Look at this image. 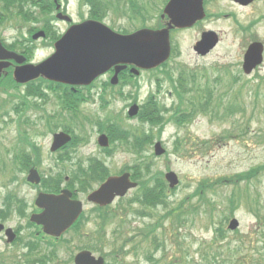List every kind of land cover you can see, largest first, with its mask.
I'll return each mask as SVG.
<instances>
[{"label": "rangeland", "instance_id": "1", "mask_svg": "<svg viewBox=\"0 0 264 264\" xmlns=\"http://www.w3.org/2000/svg\"><path fill=\"white\" fill-rule=\"evenodd\" d=\"M71 2L76 0H70ZM159 1V0H158ZM164 1V0H163ZM159 1V3L163 2ZM261 5H257L258 10ZM75 8V7H73ZM74 11V10H73ZM247 11V10H246ZM264 10H262L263 12ZM73 14V13H72ZM73 14V20H78ZM86 16V15H85ZM84 15L83 17L86 18ZM107 25H110L107 20ZM149 24L154 25L153 21H148ZM117 25L116 29L119 31L124 28L131 29L130 24H127L124 20L114 21ZM147 24V23H146ZM24 24L17 25V21L12 17V20L6 24L0 26V39L6 44L18 42V40L24 38L25 30ZM61 27H63L61 25ZM217 28L224 32L229 30L227 25H218ZM260 33L259 28H256ZM202 31V26H198L193 31L184 32L178 34L177 46L174 52V58L169 62L168 69L174 75L177 70H197L205 71L207 76L212 79L213 77H220L221 85L214 90L215 95H220L221 105L217 113H214L212 109L204 110V112L197 111L191 120H185L181 124H176L174 120L170 121L169 117L172 113L170 109L176 107L178 102L174 96L173 88L167 78H163L161 75L156 77V74H143L141 78H137L138 88H127L124 86V93L126 96H111L109 103L101 107V102L95 99L89 102L85 107H81L83 113L90 116H97L100 120H104L109 115L122 123V127L129 130L133 134H139L141 131V125L137 119L129 120L127 118V110L133 103L139 106L146 102L149 95H156V102L159 108L157 113L158 122L156 128L149 126L146 122L142 127L144 130L153 133L154 142L160 141L165 154L161 157H154L153 146L146 147V153L135 157L134 155L126 152L129 147L125 144L117 142L111 147L110 154L103 153L99 150L96 139L98 137V131L100 126L86 125L85 131L75 132L81 136V140L86 142L79 144L77 148L72 150L71 156L75 159H85L90 156H94L102 161L107 167L110 173H120L125 169H133L144 176L148 174L145 168L146 164L153 166L152 174H156V179L164 175L168 171H172L177 175L179 184L173 190H166L167 195L162 199H165L164 206H160L153 210L149 207H138V204H130L131 199L134 198V191L130 192L128 196L122 200L116 201V203L110 208L114 219L108 223L105 244L102 243L100 248L95 249L97 252L105 254L108 260L119 259L121 260L127 253L121 250L125 248V237L123 238L124 229L125 235L130 236L132 233H127L131 228L127 227V223L131 225L138 232L143 234L144 230L148 226L154 225L156 221V213L161 215L166 212L170 207L181 206L182 210L189 211V206L199 205V200L193 198L195 195V189L200 186H207L216 183L221 178H228L233 180L237 174L247 172L251 168L264 163V64L261 69H258L251 77H246L241 72L240 66L237 65L236 60H240L238 54L240 52L236 44L228 45L224 41L205 58L197 57L192 50L195 42L199 39ZM261 32L264 33V25L261 26ZM238 51V52H237ZM52 50L49 47L42 48L38 44V49L32 52L31 59L34 63L40 62L47 58L51 54ZM239 65V64H238ZM231 66V67H230ZM172 69V70H170ZM237 75L239 80L232 82L233 77ZM160 78L159 83L154 79ZM230 82L232 85H230ZM100 83L96 86L99 87ZM97 92L93 91L92 93ZM6 98L3 93H0V101ZM236 107V108H233ZM48 112L56 110L55 105L48 104L46 106ZM190 111V110H189ZM81 112V111H80ZM147 113V112H144ZM31 115L39 116L38 112L31 111ZM185 114V112H183ZM6 118L7 125L1 126L0 131V155L5 156L6 150H11L14 146V141L17 135L16 123L9 124V119ZM13 119L15 117L12 116ZM63 123L71 121L69 115L62 116ZM120 123V124H121ZM74 128V127H73ZM138 130V133H137ZM39 133V132H38ZM44 134V133H43ZM38 144H41L43 162L40 172L46 171L50 167L55 171L59 169H69L71 164L57 165L54 163L53 158L49 156V147L51 144L50 135H40L35 138ZM153 142V143H154ZM207 142V146H206ZM136 147H139L138 145ZM144 157L142 159L141 157ZM135 157V158H134ZM2 161V160H0ZM4 161V160H3ZM16 174L17 182H13L7 189V184L0 176V203L5 197L7 190L16 191V195L21 198H26V201L32 200L36 197V193L40 192L39 189H31L26 186L21 180L23 175L20 172H14ZM1 175V174H0ZM25 176V175H24ZM152 184V183H151ZM226 184V185H225ZM224 185H215L210 187V191L205 193V197L213 202V206H216V210L212 213L213 223L210 221L209 214H204L203 209L208 208L204 202L199 206L201 214H193L191 221L187 220V217L192 214L183 212L179 222L183 224L178 226L177 229H172L169 225L168 219L163 220L160 225L162 231H158L155 234L150 233L147 236V241L136 240L132 241L134 245L131 249L133 251L138 250L137 263L138 264H155L156 260H159L158 264H206L208 261L202 259L200 250L203 244L211 242L212 238L216 236L219 238H226L221 243L226 244V248L234 249L240 246L238 254L235 257H240L244 264H264V260L256 261L261 258L264 249H261L264 241L260 237L264 236V220L257 221L256 212H252L249 205L245 201H241L239 204L233 207V217L239 221L240 227L235 232L227 231L226 220L231 213L227 199L231 193L237 192V186L226 182ZM244 186L240 184L238 187ZM257 190L252 189L251 195L261 194L258 198L261 201V205H264V181L258 182L256 185ZM208 189V188H206ZM205 189V190H206ZM258 192V193H256ZM87 193L81 194L79 200L84 204V216L80 225L81 231L88 234L86 239L77 237L75 240L69 241L68 236L65 239L64 246L61 245L60 264H66L72 253L79 248L86 247L84 242L88 240V237L92 238L93 232L96 230L94 221V212L91 205L86 202ZM206 197V198H207ZM253 199V198H252ZM137 209V211H136ZM260 216L264 217V208L260 211ZM175 217V215L173 216ZM189 219V218H188ZM12 225L16 223V226L25 230L23 234H31L32 230L24 228L25 220H18V218L12 219ZM179 222L177 221L178 225ZM175 225V223L173 224ZM216 229V235L214 234ZM90 234V235H89ZM158 237V242H163V249L159 248V243H156V249H151L150 243L153 238ZM241 240L240 242L234 241V239ZM139 239V238H138ZM257 241H259L257 243ZM95 239L93 243L95 244ZM243 243V244H242ZM224 246V245H222ZM16 249L20 247V244H16ZM43 247V246H42ZM4 248L3 243L0 242V250ZM45 248V247H43ZM159 248V249H158ZM130 250V251H131ZM158 250V251H157ZM22 253V252H21ZM234 252L231 251L233 257ZM131 258V257H130ZM148 260L149 263H146ZM64 261V262H63ZM222 263V262H221Z\"/></svg>", "mask_w": 264, "mask_h": 264}, {"label": "water", "instance_id": "2", "mask_svg": "<svg viewBox=\"0 0 264 264\" xmlns=\"http://www.w3.org/2000/svg\"><path fill=\"white\" fill-rule=\"evenodd\" d=\"M243 2L244 4L249 3ZM200 0H171L165 8V13L171 19L168 27L159 31L140 30L130 35L122 36L112 32L97 22H85L70 27L67 33L55 44V53L47 60L36 65H22L26 59L5 50L0 42V77L11 66V60L18 66L15 67L13 77L16 83L25 84L29 81L42 77L46 80L71 86L89 85L94 79L105 74L111 68H115V75L111 84L117 83V74L125 69L126 65L148 70L163 64L169 57L170 45L168 30L171 25L179 28L189 27L195 19H200ZM213 35H203L202 41L197 43L194 50L204 56L216 44ZM262 49L259 44H253L245 53L243 70L249 74L261 63ZM123 65V66H120ZM132 73L138 74L136 69ZM138 107L132 106L128 115L135 116ZM70 138L61 133L53 137L51 152H54L69 142ZM101 147L108 145L105 136L98 138ZM157 143L155 154L161 155L164 151ZM28 180L37 184L39 177L35 170L30 171ZM166 180L173 188L177 178L173 173H168ZM136 185L129 182V175L125 174L118 178H109L101 187L94 191L88 201L101 207L109 205L116 196L122 197ZM69 195L50 196L40 194L36 200V206L43 209L40 215H33L31 222L43 227L44 234L59 237L78 218L82 206L79 202L69 200ZM238 226L236 220L229 224L230 229ZM12 237L9 236V241ZM75 264H103L101 258L95 260L90 253L81 252L75 257Z\"/></svg>", "mask_w": 264, "mask_h": 264}, {"label": "trees", "instance_id": "3", "mask_svg": "<svg viewBox=\"0 0 264 264\" xmlns=\"http://www.w3.org/2000/svg\"><path fill=\"white\" fill-rule=\"evenodd\" d=\"M20 6L22 5H20L16 0H0V26L12 20L13 13L15 15L20 14L21 13ZM176 75H177L176 86L172 84V88L175 97L177 98L180 105H182L181 108L183 107L184 109H186L188 106L192 107V114H193L195 113V108L206 107L208 105V101L211 99L206 100L202 103L201 101L205 99V97L203 96L204 90L201 88H196L197 86H201L199 82L202 80L203 76L202 75L199 76L198 73H194L192 71L177 72ZM169 79L172 82V78L169 77ZM10 89H17V86H15V83L13 82L11 76L9 75L7 78H5V80L0 81V93H7L9 92ZM207 93L208 95L211 96L210 92ZM50 94H53V99H54L53 102H55L57 108H59V110L52 113H48L47 110L44 109V105L47 103V101L51 100ZM190 95H193L192 97L193 100L198 101L197 103L199 104L198 106L197 105L195 106L193 102H191L190 104V101L188 100H187L188 102H186V99ZM7 97H8L7 100H2V102L0 101V111L5 110L9 105L11 107L10 110L14 111L13 113H15V115L18 117L17 122L21 123L22 125L25 124L26 126L30 125L32 127V131L34 134H36L37 132L35 126L39 122L45 124L44 128L48 130L50 133L56 130L58 127H61L60 125L56 126L58 123L57 122L58 117L60 118V116L64 114L76 115L77 112L75 113L74 109H77V106H80L81 102L83 101L81 100L83 97L82 92H71L67 87H64L59 84L49 83L43 80H37L36 82L29 84L25 89V95L21 96L20 99L21 101L16 103L15 106L12 100L14 96L12 95ZM142 109L143 112L142 114L139 115L141 119L140 121L148 122L152 126L155 125L158 122V118H157L158 109L156 105L154 106V102L151 96L148 102L142 106ZM179 110H174L173 112L176 114L179 112ZM29 111L38 112L41 115L36 116V118H34L32 115H30V117H26V113H29ZM72 117L73 118L71 120L77 122L75 124V128L69 130V126H68L67 129H65L66 125L62 126V128L64 129V131L66 130L68 133H71L74 136V139L69 144L70 148L73 149L76 147L77 142L81 140V136L79 134H76L75 130L85 131L84 130L85 124L81 120L80 122H78V120L74 118L73 115ZM190 118H193L191 114H190ZM85 119L87 123L92 125L93 122H95L94 123L95 125L100 126L99 130L108 133L111 139L110 141H112L113 144L117 142H120L122 145L125 144L127 147H129L127 151L133 155H138L139 152H137V149H141V147L143 148L148 145L149 136L146 135V132L143 131V129L140 131L139 134H133L129 130L122 129L114 125V123L112 122L105 125L101 122L94 121V119L92 118L89 119L85 117ZM34 134L32 139L31 138L25 139L23 142L25 145L26 144L29 145V148L33 150L32 153L36 155L38 154L39 156L40 153L39 147L37 146L34 140ZM130 140H132V142ZM137 145L141 147H136ZM207 145L208 144L206 142V146ZM104 153L110 154V151L104 150ZM20 154L21 157L25 160V163L24 162H23L24 164L22 163L25 166V168L30 167V164L33 166L39 164L38 159H32L31 163L28 164L27 162L28 158L26 156L27 153L25 152V149L21 148ZM141 158L143 159V157ZM92 165L93 166L91 167V169L88 170V172H82V175L86 176L87 178L95 177L94 180L96 179H100L99 181L104 180V178L108 174L107 167L104 165V163L97 160L96 162L92 163ZM149 167L151 166L149 164H146L145 168L148 174L151 171ZM135 177L141 179L140 174L136 171L134 172V178ZM262 179L264 181V163L254 168H251L247 172L237 174L236 176H234L233 180H228V178H221L212 185H207L203 187L200 186V188H196L195 195L193 198H197L199 200L198 202L199 205L202 202H204L205 205H207V207L210 208L209 210L203 209V211L205 212V214L209 212L208 214L210 216V219L212 220L211 215L216 210V207L213 206L214 205L213 202H211L208 199V197L207 198L205 197V193L209 192L211 189L210 187L212 186L214 188L215 185H224L226 182H229L232 185L237 186V191H238L236 193V196L235 194H232L228 198V202H229L228 205L230 206L229 208H231V211L233 210V207L236 202H238L239 204L241 201H245V203L249 205L252 211L256 212L255 214L257 221H262L264 220V217L260 216L259 214L261 209L264 208V205H261V201L258 198L263 195L261 194L251 195L252 189L257 190L258 187L256 185L258 184V182H262ZM240 184H244V186L238 187ZM139 189H140L139 190L140 195L136 199L140 204L153 208L156 207V205H165L162 196H160L156 192V186L150 187L148 182L141 181V187ZM252 198L255 200L252 201L251 200ZM199 205L197 206L194 204V206H191L190 211L193 210V212L195 213L196 211H198V208L200 207ZM181 210H182V205L170 211L169 215L176 213V216H178L180 215L179 212H181ZM100 219L103 221H100L97 225L98 230L96 231V240L98 245H102L104 241L105 233L103 231L107 221L106 217H100Z\"/></svg>", "mask_w": 264, "mask_h": 264}, {"label": "flooded vegetation", "instance_id": "4", "mask_svg": "<svg viewBox=\"0 0 264 264\" xmlns=\"http://www.w3.org/2000/svg\"><path fill=\"white\" fill-rule=\"evenodd\" d=\"M203 5V12H204V19L201 22L195 23L194 27L188 30L177 31L173 30L170 32L171 44L175 46L174 36L175 34L184 32V31H193L198 26L202 25V32L203 31H213L217 34L219 39V44L226 41L228 45L236 44L239 48L241 57L239 58L242 60V53L241 51H245L247 47L255 42L261 43L263 46V61H264V33L260 31L257 32L256 28L261 29V26L264 25V0H253L251 3L244 4L243 2H247L248 0H201ZM80 0H78V3ZM30 4V10H35V1L28 0ZM46 6L44 7V11L49 14L54 13L56 21L57 18L61 20H67L66 13L71 12V14H75L74 16L78 18L76 20L77 23L85 20V19H102V20H111L114 18V8H118L122 6V0H87V4H84V7L81 9L78 7L77 4L75 8L69 5V2L66 0H49L46 1ZM137 6L134 3V0H125V4ZM166 3H159L156 0L155 4L153 5V9L155 12V16L153 19V24L156 30H160L167 26V17L163 15V8ZM261 5L260 9L258 10L257 5ZM74 10V11H73ZM137 10L140 11V7H137ZM247 10V11H246ZM36 11V10H35ZM37 12V11H36ZM59 14V15H58ZM58 15V16H57ZM83 15L86 17L84 18ZM64 26H66L65 22H62ZM111 23V22H110ZM33 28L30 30L31 33L37 34L38 32L44 33V40L42 45H47L51 48V45L55 42L56 36H60L65 30L61 29V26L56 21V23L51 22L50 26L46 23H38V24H31ZM60 26V30L58 27ZM220 25H227L229 30L224 32L219 30L217 26ZM37 27H40L37 29ZM53 40H50V39ZM238 52V51H237ZM237 64L241 63L240 60H236ZM259 69V68H258ZM261 69V67H260ZM66 162V161H63ZM89 183L88 180L81 178L79 175L75 176L74 179L63 176V182H60V188L57 185H53L52 195H59L62 193L63 190H68L71 192L70 200L79 201V196L81 194H85L84 191L81 189L87 186ZM96 188V186H93ZM75 188V189H74ZM58 189V190H56ZM90 193V191L87 193ZM7 195V194H6ZM5 195V199L3 203H0V242L3 243L4 248L0 250V264H17V253L16 247L14 246V242L9 243L7 241V236H10V232H7V229H13L14 233H17L16 223L14 226L12 225L11 221L15 218L16 214V203H15V196L11 193L8 196ZM86 196V198H87ZM8 201V204L7 202ZM24 205V215H33L40 213V210H36L32 205V200L29 202L26 201V198L23 200ZM89 204V203H88ZM84 206V204L82 203ZM90 205V204H89ZM92 208L94 206L91 205ZM14 210V211H13ZM25 219V218H24ZM53 241L59 242L61 239H51ZM19 261L21 264H27L23 255H20Z\"/></svg>", "mask_w": 264, "mask_h": 264}]
</instances>
